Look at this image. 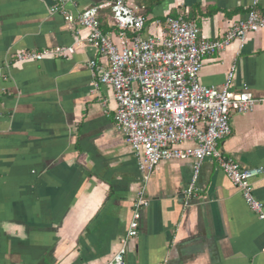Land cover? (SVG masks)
I'll use <instances>...</instances> for the list:
<instances>
[{"label": "crops", "instance_id": "crops-1", "mask_svg": "<svg viewBox=\"0 0 264 264\" xmlns=\"http://www.w3.org/2000/svg\"><path fill=\"white\" fill-rule=\"evenodd\" d=\"M112 0H72L69 13ZM137 6L136 0L125 1ZM254 0H165L153 8L143 38L164 37L165 17L184 14L199 39L219 40L244 19ZM50 0H0V264H109L120 249L141 186L136 158L114 123L110 86L94 87L88 66L106 60L86 42L88 31L50 14ZM264 16V0H257ZM110 9L101 30L115 39ZM74 47L66 59L16 63L22 51ZM258 100L231 113V134L219 143L242 169H264V30L241 46L204 58L200 84ZM192 161H164L146 183L149 205L125 264H264V221L239 190L205 160L188 206L183 191ZM264 205V174L253 182Z\"/></svg>", "mask_w": 264, "mask_h": 264}, {"label": "built area", "instance_id": "built-area-1", "mask_svg": "<svg viewBox=\"0 0 264 264\" xmlns=\"http://www.w3.org/2000/svg\"><path fill=\"white\" fill-rule=\"evenodd\" d=\"M50 14H60L69 23L88 31L86 42L105 60L106 66L90 61L94 87L110 86L116 102L114 123L131 148L141 175V186L133 201L132 215L120 249L109 264H125L127 244L139 233L144 209L149 205L146 183L155 167L164 161H192L193 175L183 191L188 206L195 197L196 182L205 160L218 169L239 190L246 206L264 221V205L253 194V182L264 174L262 167L242 169L223 155L219 143L231 134V113L252 112L258 100L246 88L230 91L236 66H231L222 89L199 82L204 58L225 50L230 44L241 46L248 34L264 30V16L257 0L244 19L234 23L219 40L199 39V28L184 14L165 17L164 37L143 38L147 18L143 8L123 0L98 4L73 15L66 9L72 0H50ZM110 9L115 39L101 30L99 13ZM74 47H54L41 51H22L16 63H35L45 59H66Z\"/></svg>", "mask_w": 264, "mask_h": 264}, {"label": "trees", "instance_id": "trees-1", "mask_svg": "<svg viewBox=\"0 0 264 264\" xmlns=\"http://www.w3.org/2000/svg\"><path fill=\"white\" fill-rule=\"evenodd\" d=\"M112 1L115 2L117 0H112ZM123 1H126V0H123ZM163 1L165 0H136V4L139 8H143L141 11V14L146 16L152 12L155 6L160 5ZM100 24H101V28H103L104 22L100 21Z\"/></svg>", "mask_w": 264, "mask_h": 264}]
</instances>
